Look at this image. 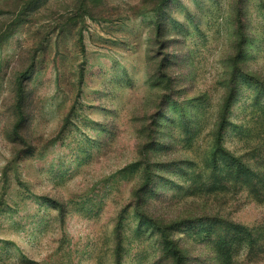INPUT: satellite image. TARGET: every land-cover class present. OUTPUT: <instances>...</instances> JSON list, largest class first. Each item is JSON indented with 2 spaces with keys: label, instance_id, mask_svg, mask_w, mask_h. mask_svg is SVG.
I'll use <instances>...</instances> for the list:
<instances>
[{
  "label": "rangeland",
  "instance_id": "374dc122",
  "mask_svg": "<svg viewBox=\"0 0 264 264\" xmlns=\"http://www.w3.org/2000/svg\"><path fill=\"white\" fill-rule=\"evenodd\" d=\"M0 264H264V0H0Z\"/></svg>",
  "mask_w": 264,
  "mask_h": 264
}]
</instances>
